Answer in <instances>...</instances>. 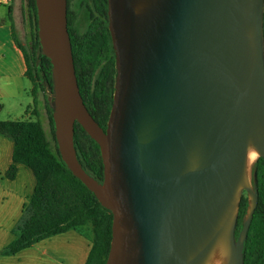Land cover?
<instances>
[{
	"label": "water",
	"instance_id": "water-1",
	"mask_svg": "<svg viewBox=\"0 0 264 264\" xmlns=\"http://www.w3.org/2000/svg\"><path fill=\"white\" fill-rule=\"evenodd\" d=\"M36 4L62 158L113 213L106 264H207L222 236L227 264H244L258 205L250 145L264 159V0H108L117 76L106 129L80 92L68 0ZM77 121L100 145L102 182L78 159Z\"/></svg>",
	"mask_w": 264,
	"mask_h": 264
},
{
	"label": "trees",
	"instance_id": "trees-1",
	"mask_svg": "<svg viewBox=\"0 0 264 264\" xmlns=\"http://www.w3.org/2000/svg\"><path fill=\"white\" fill-rule=\"evenodd\" d=\"M85 5L86 29H78V15L71 9L68 10V29L81 95L91 114L106 129L117 76L108 2L86 0ZM26 6L30 42L24 44L14 24L13 29L14 39L25 54L26 75L32 84L30 93L37 118L0 120V134L13 141V161L6 177L15 179L19 165H25L33 171L36 186L23 206L21 220L13 229L15 239L0 254H16L43 239L92 223L94 240L86 264H106L112 243L113 213L102 205L96 194L72 172L62 158L56 138L55 99L51 96L54 95L53 64L42 49L36 0H27ZM41 93L44 95L54 142L48 137L39 117ZM74 142L83 168L102 182L104 162L100 145L78 121L75 124ZM254 164L253 178L258 191V206L244 243V264L264 263V159L258 157ZM249 206V197H243L240 202V221L246 219Z\"/></svg>",
	"mask_w": 264,
	"mask_h": 264
},
{
	"label": "crops",
	"instance_id": "crops-1",
	"mask_svg": "<svg viewBox=\"0 0 264 264\" xmlns=\"http://www.w3.org/2000/svg\"><path fill=\"white\" fill-rule=\"evenodd\" d=\"M26 3L27 0H9L0 4V120L36 119L29 111L33 97L30 93L32 84L26 75L25 54L14 39L13 29V24L17 26L20 22L24 23L25 19L28 21L25 18ZM42 106L46 107L44 99H41L39 111ZM12 151L13 141L0 134L1 176L6 177V172L13 161ZM22 196L20 216L26 203V194ZM13 228L14 226H10L4 229V234H0V251L15 239ZM93 240L92 228L71 229L43 239L16 254H0V264H86Z\"/></svg>",
	"mask_w": 264,
	"mask_h": 264
},
{
	"label": "rangeland",
	"instance_id": "rangeland-1",
	"mask_svg": "<svg viewBox=\"0 0 264 264\" xmlns=\"http://www.w3.org/2000/svg\"><path fill=\"white\" fill-rule=\"evenodd\" d=\"M80 0H73L72 2V9L77 12L78 15V29L80 31H84L87 26V15L85 8L82 6L81 3H79ZM81 2V1H80ZM22 18V17H21ZM27 18V16H25ZM17 32L19 34V37L21 41L24 44H28L30 42V26L29 22L24 21V23L20 22L16 26ZM264 33V32H263ZM30 81V80H29ZM52 98H55L54 95H51ZM40 98L43 100L44 95L43 93L40 94ZM34 105L32 104L29 108V111L31 112L32 116L34 118L37 116L34 114ZM40 119L42 120L45 130L47 132L48 137L54 142L53 135H52V128L50 119L48 116L47 108L45 106H42L40 109ZM8 137V136H7ZM9 140L12 141L10 137H8ZM256 162V161H255ZM254 162V163H255ZM253 165L251 166V186L255 189L254 182H253ZM13 180V181H11ZM36 186V179L33 171L28 168L25 165H20L18 170V175L15 179H9L8 177H4L0 175V234H4V229L9 228L10 226H15L19 223L21 220L22 215L20 216V203L21 199L20 196H25L26 203L29 201L30 197L32 196L34 189ZM22 194V195H21ZM22 196V197H23ZM249 197L250 201V195L247 190H242L240 195V201H239V207L237 212V219L239 221V210H240V202L243 197ZM23 214V213H22ZM238 225V224H237ZM13 228V229H14ZM88 228H92V223H89L82 227L83 230H88ZM10 231V229L8 230ZM14 233V232H13ZM1 245V242H0ZM2 247V246H1Z\"/></svg>",
	"mask_w": 264,
	"mask_h": 264
},
{
	"label": "bare ground",
	"instance_id": "bare-ground-1",
	"mask_svg": "<svg viewBox=\"0 0 264 264\" xmlns=\"http://www.w3.org/2000/svg\"><path fill=\"white\" fill-rule=\"evenodd\" d=\"M259 151L253 145H250L247 157L246 181L251 185V166L259 157ZM255 165V164H254ZM230 255V248L226 236H222L214 246L207 264H227Z\"/></svg>",
	"mask_w": 264,
	"mask_h": 264
},
{
	"label": "flooded vegetation",
	"instance_id": "flooded-vegetation-1",
	"mask_svg": "<svg viewBox=\"0 0 264 264\" xmlns=\"http://www.w3.org/2000/svg\"><path fill=\"white\" fill-rule=\"evenodd\" d=\"M81 1V2H80ZM79 1V3H81L82 4V6L84 7V8H87L86 7V5H85V1L86 0H80ZM72 2H73V0H68V10L69 9H71V10H73L72 9ZM107 2H108V0H107ZM74 11V10H73ZM75 12V11H74ZM77 13V12H76ZM253 178V177H252ZM253 182H254V178H253ZM258 206V205H257ZM245 221V220H244ZM244 221L242 222V221H238V225H237V229H236V237H238L239 236V233H240V231H241V229H242V227H243V223H244ZM241 224V228L239 227V225ZM238 228L240 229L239 230V232H238Z\"/></svg>",
	"mask_w": 264,
	"mask_h": 264
},
{
	"label": "built area",
	"instance_id": "built-area-1",
	"mask_svg": "<svg viewBox=\"0 0 264 264\" xmlns=\"http://www.w3.org/2000/svg\"><path fill=\"white\" fill-rule=\"evenodd\" d=\"M7 2H9V0H0V4L1 3H7Z\"/></svg>",
	"mask_w": 264,
	"mask_h": 264
}]
</instances>
